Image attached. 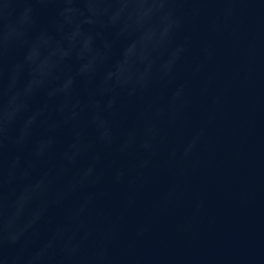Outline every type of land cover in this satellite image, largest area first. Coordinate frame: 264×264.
I'll list each match as a JSON object with an SVG mask.
<instances>
[{"label": "clouds", "instance_id": "obj_1", "mask_svg": "<svg viewBox=\"0 0 264 264\" xmlns=\"http://www.w3.org/2000/svg\"><path fill=\"white\" fill-rule=\"evenodd\" d=\"M240 2L0 0V264H131L126 254L111 251L123 214L109 220L100 231L85 219L97 199L95 190L105 181L104 151L117 143L114 128L122 108L120 96H143L152 87L154 69L163 85L176 83L191 46L189 36L177 40L186 21L199 17L205 4L225 5L210 21L215 31L218 21L226 23ZM52 4L59 5L52 21L55 34L38 24L39 14ZM106 32L127 41L115 60L111 44H95ZM201 56L191 69L194 78L211 60L207 46ZM211 80L204 82L202 95H207ZM189 89V81H184L165 103L154 100L145 105L119 140L118 156L143 153L133 165L135 175L124 167H111L112 182L130 189L124 195L125 210L136 206L137 191L149 182L152 162L168 143L162 125L183 129L189 124L193 105ZM218 102L219 97H214L212 103ZM208 123L184 138L179 151L170 149L161 162L164 169L174 168L176 179L157 208L182 194L180 178L195 170L197 162L191 157ZM62 130L70 132L61 152L63 163L34 177L35 165L52 155L57 133ZM82 160L88 162L81 166ZM69 167L77 171L65 191L89 190L87 196L38 248L25 252L22 241L26 233L44 215L53 184ZM62 198L58 193L57 199ZM146 231V227L137 226L134 238H142ZM14 248L17 250L11 252Z\"/></svg>", "mask_w": 264, "mask_h": 264}, {"label": "water", "instance_id": "obj_2", "mask_svg": "<svg viewBox=\"0 0 264 264\" xmlns=\"http://www.w3.org/2000/svg\"><path fill=\"white\" fill-rule=\"evenodd\" d=\"M57 7L49 5L38 17V24L53 34ZM202 7V14L189 18L177 37L182 41L189 36L191 46L176 83L163 85L154 69L152 87L143 96L121 94V113L114 128L117 143L104 151L105 181L95 190L97 199L85 217L87 225L100 231L109 220L123 214L111 251L126 254L131 264H264V0H241L234 5V15L226 23L218 21L215 31L210 21L225 5ZM104 42L112 45L113 60L127 43L108 32L95 44L102 46ZM206 46L211 60L194 78V60L202 58ZM209 77L211 85L204 96L201 88ZM184 81H189L193 98L190 122L183 129L162 125L168 143L152 162L149 182L137 191L136 206L125 210L124 195L130 189L112 182L111 167H124L135 175L133 165L143 153L118 156L119 140L145 105L154 100L165 103L176 85ZM217 96L219 102L214 105L212 100ZM207 121L205 136L191 157L197 162L195 170L180 178L182 194L157 208L168 185L176 179L174 168L164 169L161 162L170 149L179 151L182 140ZM42 131H37V138ZM69 140L68 130L57 133L54 152L35 165L34 177L54 166L59 168L61 152ZM97 150L101 149L97 146ZM87 162L82 160L80 165ZM76 171V167H69L53 184L44 215L22 241L25 252L38 248L87 196L89 190L65 191ZM58 193L63 194L62 199H57ZM137 226L147 228L140 239L134 238Z\"/></svg>", "mask_w": 264, "mask_h": 264}]
</instances>
